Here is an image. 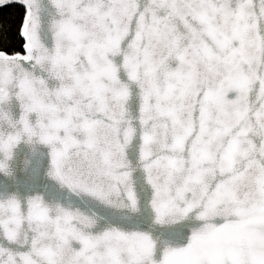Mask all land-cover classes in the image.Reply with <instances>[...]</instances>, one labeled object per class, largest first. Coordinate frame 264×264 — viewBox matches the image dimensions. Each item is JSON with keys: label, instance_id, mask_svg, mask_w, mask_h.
I'll return each instance as SVG.
<instances>
[{"label": "snow or ice", "instance_id": "1", "mask_svg": "<svg viewBox=\"0 0 264 264\" xmlns=\"http://www.w3.org/2000/svg\"><path fill=\"white\" fill-rule=\"evenodd\" d=\"M0 264H264V0H0Z\"/></svg>", "mask_w": 264, "mask_h": 264}]
</instances>
